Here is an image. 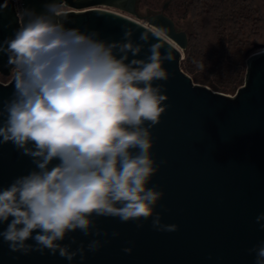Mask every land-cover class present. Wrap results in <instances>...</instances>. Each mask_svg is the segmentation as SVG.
<instances>
[{
    "label": "clouds",
    "instance_id": "clouds-1",
    "mask_svg": "<svg viewBox=\"0 0 264 264\" xmlns=\"http://www.w3.org/2000/svg\"><path fill=\"white\" fill-rule=\"evenodd\" d=\"M68 14L64 0H50L40 12L22 9L19 26L0 41L14 86L0 101V145L11 143L34 166L0 187V224H7L0 238L11 252L47 251L71 262L85 258V246L72 250L74 237L63 242L77 231L99 237L95 218L138 227L151 219L161 232L178 226L162 223L156 207L164 193L149 187L160 170L151 129L169 107L165 85L155 83L170 78L168 30L138 25L137 43L134 29L125 26L120 41H108L96 31L66 27ZM145 45L148 54L139 58ZM260 55L264 47L252 53ZM107 242L92 239L87 250ZM249 252L255 264H264V242Z\"/></svg>",
    "mask_w": 264,
    "mask_h": 264
},
{
    "label": "water",
    "instance_id": "water-1",
    "mask_svg": "<svg viewBox=\"0 0 264 264\" xmlns=\"http://www.w3.org/2000/svg\"><path fill=\"white\" fill-rule=\"evenodd\" d=\"M139 1L64 0L69 13L65 26L96 31L108 41H120L127 26L134 29L137 43L142 23L129 16L168 30L174 60L164 67L170 78L155 83L165 85L169 107L151 129L152 154L160 170L149 187L164 193L156 207L162 223L175 224L178 229L157 231L151 219L140 221L142 227H138L135 221L98 217L99 237L77 231L63 242L71 243L74 237L72 250L83 243V260L78 255L69 262L47 251L11 252L0 238V264H255V253L249 249L264 242V220H256L264 214V55L246 53L245 81L232 97L196 85L180 66L182 51L189 46L188 35L165 14L172 0L149 17H139ZM49 2L23 0V8L40 12ZM15 11L12 0H0V41L11 37L19 26ZM147 54L145 45L139 58ZM7 60L0 54V74L5 77L11 76ZM13 88L12 78L8 84L0 82V101L7 100ZM33 167L30 158L11 143L0 145V187H7ZM6 226L0 224V231ZM113 232L119 235L114 237ZM92 239L108 242L91 252L87 244ZM124 248H131V253Z\"/></svg>",
    "mask_w": 264,
    "mask_h": 264
},
{
    "label": "trees",
    "instance_id": "trees-1",
    "mask_svg": "<svg viewBox=\"0 0 264 264\" xmlns=\"http://www.w3.org/2000/svg\"><path fill=\"white\" fill-rule=\"evenodd\" d=\"M163 1L141 0L153 12ZM165 14L192 21L181 69L195 84L235 94L245 81L246 53L264 46V0H172ZM201 61L204 70L195 63Z\"/></svg>",
    "mask_w": 264,
    "mask_h": 264
},
{
    "label": "rangeland",
    "instance_id": "rangeland-1",
    "mask_svg": "<svg viewBox=\"0 0 264 264\" xmlns=\"http://www.w3.org/2000/svg\"><path fill=\"white\" fill-rule=\"evenodd\" d=\"M166 1H168V0H164V1L162 2V4H161L160 8H159L157 11H154V12H153V11H151L146 5H144V4L141 2V0H140V1H139V4H138V8H137V12H138L139 17H147V16L149 17V16H151V15H153V14H156V13L161 12L162 7H163V5H164V3H165ZM170 3H171V2H170ZM169 5H170V4H169ZM67 10H68V8H67ZM112 10L117 11V12L123 14V15H127V16H129L128 14L123 13V12H121V11H118V10H116V9H112ZM129 17H131V18H133V19L139 21V22L142 23V24H148L143 18L139 19V18H135V17H133V16H129ZM175 22L178 23V25H179L180 27H182L183 30H186L187 35H189V34L192 32V21H191L190 17H188L187 19H181V20H178V21H175ZM187 49H188V47H187ZM187 49H186V51H182V60H181V64H180V66H183L184 63L186 62V60H188V59H187ZM189 76H190V75H189ZM190 77H191V76H190ZM11 78H12V76L5 77V76H2V75L0 74V82H1L2 84H8V83H10ZM194 84H195V83H194ZM196 85H200V84H196ZM201 86H203V85H201ZM236 92H237V91H236ZM221 94H223V93H221ZM235 94H236V93H235ZM235 94H225V95H228V96H231V97H232V96H234Z\"/></svg>",
    "mask_w": 264,
    "mask_h": 264
},
{
    "label": "built area",
    "instance_id": "built-area-1",
    "mask_svg": "<svg viewBox=\"0 0 264 264\" xmlns=\"http://www.w3.org/2000/svg\"><path fill=\"white\" fill-rule=\"evenodd\" d=\"M12 2H13V5H14V10H16L15 11V13H16V16L19 18V16H18V13L22 10V9H24L23 8V0H12ZM114 11V10H113ZM115 12H117V11H115ZM119 13V12H118ZM127 16V15H126Z\"/></svg>",
    "mask_w": 264,
    "mask_h": 264
},
{
    "label": "flooded vegetation",
    "instance_id": "flooded-vegetation-1",
    "mask_svg": "<svg viewBox=\"0 0 264 264\" xmlns=\"http://www.w3.org/2000/svg\"><path fill=\"white\" fill-rule=\"evenodd\" d=\"M174 22H175V21H174ZM175 24H176V27H177V28H179V29L183 30V29H182V27H180V26L178 25V23H176V22H175ZM183 31H185V32H186V30H183ZM186 33H187V32H186Z\"/></svg>",
    "mask_w": 264,
    "mask_h": 264
}]
</instances>
